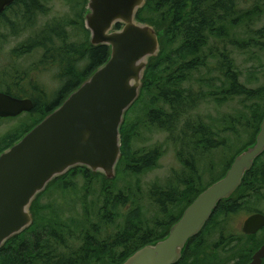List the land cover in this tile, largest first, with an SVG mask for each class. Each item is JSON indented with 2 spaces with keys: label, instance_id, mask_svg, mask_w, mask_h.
I'll return each mask as SVG.
<instances>
[{
  "label": "trees",
  "instance_id": "1",
  "mask_svg": "<svg viewBox=\"0 0 264 264\" xmlns=\"http://www.w3.org/2000/svg\"><path fill=\"white\" fill-rule=\"evenodd\" d=\"M261 2L264 4V0H252L251 7L245 10L237 0H147L137 13L138 21L154 25L162 36L160 53L150 59L140 98L134 105L142 104L148 125L171 134L177 146V157L191 174L189 179L184 172L175 173L168 187L161 189L154 185L150 190L149 197L157 204L162 218L156 216L152 224L131 216L130 213L141 210V207L136 205V208H131L129 188L128 196L109 191L110 183L128 165L125 148L130 147L134 140L127 136L130 129L129 109L121 127L122 155L115 178L107 179L103 173L93 172L84 166L72 168L55 178L31 206L33 223L0 248V264H122L137 249L168 235L170 227L181 218L187 206L200 192L225 175L235 157L255 142L259 132L264 118V85L252 88L243 84L242 71L229 48L231 46L247 54L248 61L258 60L259 67H264L258 56L264 51V26L247 29L241 41L230 35L229 27L236 24L240 14L262 10ZM48 11L43 0H15L8 6L0 16V53L11 36L23 34L40 24V17ZM86 11L87 4L84 16ZM68 37L66 23L50 21L9 51L10 62L0 72V90L19 98H31L34 108L28 113L30 122L23 124V130H15L14 127L10 133L0 136V153L57 108L107 61L110 55L108 46H93L89 42L87 47H81L67 43ZM250 49L254 52L249 53ZM36 50H42L39 61L31 67H21V59ZM35 71H52L54 78L60 81L53 102L48 101L47 88L33 77ZM205 85L211 88L207 90ZM149 95L154 102L147 100ZM229 96L240 97L247 104L246 110L234 115L223 127H219L220 132H216L218 130L214 129L212 121L205 119L199 109L208 100ZM241 128L250 132L249 142L237 150L227 170L224 171V168L219 177L207 185L196 187L199 183L195 185L192 182L197 175L195 158L225 146L228 143L227 134L238 136L239 132L242 133ZM221 133L224 136L217 138ZM157 152L154 149L142 158H139L140 153L135 152L137 162L129 166L130 177L154 165L158 160ZM263 155L256 160L233 197L223 200L204 229L190 239L183 257L176 264H218L213 255L215 251L207 252L208 247L203 240L205 231L220 209L224 208L230 215L239 210L242 201L250 196H262L264 199ZM94 176L102 178L100 194L93 191V186L91 188ZM80 180H83L81 193L78 191ZM55 185L61 186L63 197L71 192L78 202L64 200L40 207V198ZM181 189L187 192L184 197L180 194ZM91 197L93 203L89 202ZM127 206L130 208L127 209ZM174 208L179 209L177 214ZM158 229L163 232H158Z\"/></svg>",
  "mask_w": 264,
  "mask_h": 264
},
{
  "label": "water",
  "instance_id": "2",
  "mask_svg": "<svg viewBox=\"0 0 264 264\" xmlns=\"http://www.w3.org/2000/svg\"><path fill=\"white\" fill-rule=\"evenodd\" d=\"M15 0H0V16ZM147 0H88L85 25L90 44L106 45L110 55L81 85L22 138L0 153V248L34 221L31 206L55 178L77 166L116 176L122 155L121 127L140 97L145 71L161 50L162 32L137 19ZM120 25V27H117ZM34 108L31 98L0 91V118ZM264 154V118L255 142L242 150L226 174L200 192L166 237L146 244L122 264H176L223 200L233 197L256 160ZM264 226L250 215L247 234ZM264 245L248 264H261Z\"/></svg>",
  "mask_w": 264,
  "mask_h": 264
},
{
  "label": "rangeland",
  "instance_id": "3",
  "mask_svg": "<svg viewBox=\"0 0 264 264\" xmlns=\"http://www.w3.org/2000/svg\"><path fill=\"white\" fill-rule=\"evenodd\" d=\"M240 7L245 10L250 8L252 5V0H237ZM45 6L48 7V13L45 16L40 17V24L30 30L19 34L17 36H11L8 44L5 45L4 51L0 53V72L10 62L9 51L17 46L19 43L25 41L29 36L34 35L43 24L50 21H62L67 24V29L69 37L67 43H75L81 47H87L89 45L90 32L85 26L84 21V12L86 9L87 0H43ZM260 3H258L259 5ZM262 10L254 11L249 14H240L239 19L237 20L234 26H230V35L236 37L241 41V38H245L247 29L251 27L253 29L264 26V4L261 2ZM254 25V26H253ZM0 30H2L0 25ZM236 58V65L242 71L241 81L243 84L256 88L261 85H264V67H259L260 62L258 60L248 61L247 54H242L236 49L230 46L229 48ZM249 53L254 52V49H250ZM257 52V51H256ZM42 55V50H36L33 53L24 56L20 61L21 67H31L37 63ZM249 55V54H248ZM259 59L264 63V51L259 52ZM38 72V73H37ZM34 78L38 79L45 88L49 91L48 101L53 102L56 95V88L60 87L58 80H56L51 72H40L35 71ZM205 89L209 90L210 86H204ZM1 89V87H0ZM3 91V90H0ZM152 94V93H151ZM144 99L143 101H145ZM148 101L154 102L152 96H148ZM246 105L242 102L240 97L229 96L221 100H208L204 102L199 112L207 120L212 121L214 129L218 130L219 127H223L224 123L230 121L234 115H239L246 110ZM161 106V104H159ZM142 104H136L129 110V130L128 135L134 140L132 144L125 148V154L128 156V165L125 169H121L120 175L117 179L112 181L109 185V191L112 190L114 193L121 192L128 196L129 193L132 194V198L129 199V204L131 208L141 207V210L130 213L133 217H139L144 222L154 223L155 217L160 216L159 208L155 202L149 197L150 190L156 185L161 189H165L170 184V180L174 177L175 173H185L188 174V178H191L190 170L183 166L179 158L177 157V146L176 143L172 140L169 133L160 131L155 126H150L147 123V117L142 111ZM225 118H227L226 121ZM30 117L28 113H24L17 117L6 118L0 120V136L10 133L14 128L15 130H23L25 123H29ZM24 124V125H23ZM232 125V123H230ZM242 133L239 132L238 136L227 134L228 143L225 146H220L205 155L195 158V165L197 168L196 176L193 179V183L196 185V182L201 186L202 184H209L215 177H219L222 172L226 171L228 165L231 163V158L236 155L237 150L246 145L250 140V132L246 128H241ZM216 132H220L219 130ZM133 134L135 136H133ZM224 136V133L218 135L217 138ZM132 138L130 142L132 141ZM231 139V140H230ZM159 150L161 156L154 163V165L144 169L141 173H136L133 177L129 175V166L133 164L135 152L140 153L139 158H142L143 155L152 151ZM131 156V158H129ZM264 162V155L262 161ZM123 168V167H122ZM225 170L223 171V169ZM91 188L93 186V191L100 194V188L102 183L101 177H92ZM200 181H199V180ZM69 180H75L70 178ZM70 182V181H69ZM83 180L79 181L78 191L81 193L80 189ZM76 184V183H73ZM176 185V182H174ZM59 186H53L48 188L46 193L40 198L39 204L40 207H46L50 203H55L57 201L74 200L72 193L67 192V197H63ZM187 192L180 190V194L185 196ZM193 194V191H191ZM188 192V197L191 195ZM84 195H87L84 194ZM89 202L93 203L92 197L88 198ZM262 196H250L249 198L242 201V206L240 209L235 211L233 214H227L224 208L220 209L217 213L216 218L211 222L208 228L205 231L203 240L207 244V252L210 250L215 251L213 255L217 260L218 264H235L230 263L235 260L236 248L242 252L246 249L244 247L245 238L241 237L240 242H229L231 246L229 248L224 247L220 243L221 239V229L224 227L233 228L232 230L238 231L242 228L243 222L247 216L252 213L256 208L264 211V203L262 202ZM134 201L136 202L135 205ZM92 207L96 209V205L93 204ZM130 206H127L129 209ZM122 208H120L121 210ZM179 209L174 208V213H178ZM152 223V224H153ZM160 228V227H159ZM158 232H163L162 229H158ZM226 234L229 233V230L225 231ZM212 254V253H211ZM228 261V262H225Z\"/></svg>",
  "mask_w": 264,
  "mask_h": 264
},
{
  "label": "flooded vegetation",
  "instance_id": "4",
  "mask_svg": "<svg viewBox=\"0 0 264 264\" xmlns=\"http://www.w3.org/2000/svg\"><path fill=\"white\" fill-rule=\"evenodd\" d=\"M157 128V127H156ZM159 129V128H158ZM160 131H164L167 132L166 130H161ZM168 133V132H167ZM170 134V133H169ZM171 136V134H170ZM157 159L161 156V153L159 152V150H157ZM149 153V152H148ZM145 156V155H143ZM142 156V157H143ZM258 197V196H256ZM262 202L264 203V199L262 197ZM255 213H261L264 215V211L263 210H259V209H255L252 211V213H250V215L255 214ZM249 215V216H250ZM247 216L245 218V220L249 217ZM244 220V222H245ZM243 222V224H244ZM233 228L230 227H224L221 229V239H220V243L222 245H224V247L229 248L231 246V243L229 245V242H240L241 241V237L245 238V242H244V247L246 248L243 252L241 250H239L238 248H236V256H235V260L230 262V263H235V264H248L250 263L253 258L254 255L257 253V251L264 245V226L259 228L255 233L252 234H247L243 231V225L242 228L239 229L238 231L232 230ZM226 230H229V233L226 234ZM228 262V261H225ZM261 264H264V257L262 258V262Z\"/></svg>",
  "mask_w": 264,
  "mask_h": 264
}]
</instances>
